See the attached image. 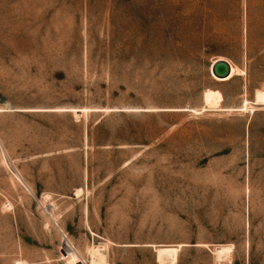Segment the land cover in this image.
I'll return each instance as SVG.
<instances>
[{
  "label": "rangeland",
  "instance_id": "1",
  "mask_svg": "<svg viewBox=\"0 0 264 264\" xmlns=\"http://www.w3.org/2000/svg\"><path fill=\"white\" fill-rule=\"evenodd\" d=\"M66 241L264 264V0H0V264Z\"/></svg>",
  "mask_w": 264,
  "mask_h": 264
},
{
  "label": "bare ground",
  "instance_id": "2",
  "mask_svg": "<svg viewBox=\"0 0 264 264\" xmlns=\"http://www.w3.org/2000/svg\"><path fill=\"white\" fill-rule=\"evenodd\" d=\"M204 102L207 107L215 106L220 102L219 92L218 91L207 92ZM18 181H20L19 178ZM64 248H65V254L62 255V259L66 261L67 264H78L79 263L78 254L67 241L65 242Z\"/></svg>",
  "mask_w": 264,
  "mask_h": 264
},
{
  "label": "water",
  "instance_id": "3",
  "mask_svg": "<svg viewBox=\"0 0 264 264\" xmlns=\"http://www.w3.org/2000/svg\"><path fill=\"white\" fill-rule=\"evenodd\" d=\"M219 71H220L221 74H223L222 76H226L227 73H228V70H227V68H225L224 64H222V70H221V68H220ZM219 71H218V75H221V74L219 73ZM223 72H224V73H223Z\"/></svg>",
  "mask_w": 264,
  "mask_h": 264
}]
</instances>
